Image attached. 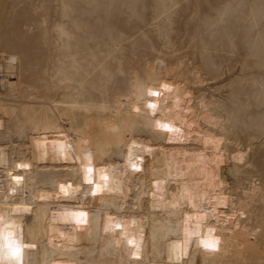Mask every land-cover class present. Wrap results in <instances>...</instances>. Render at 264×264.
Here are the masks:
<instances>
[{"label":"bare ground","instance_id":"6f19581e","mask_svg":"<svg viewBox=\"0 0 264 264\" xmlns=\"http://www.w3.org/2000/svg\"><path fill=\"white\" fill-rule=\"evenodd\" d=\"M16 61L13 54H0V90L8 95L0 104V131L4 120L13 117L23 132L22 119L33 111L27 106L32 99L21 100L16 111L11 104ZM70 63L77 66L73 58ZM61 69L67 75L70 67ZM149 77L148 98L134 84L112 104L80 103L67 93L64 99L37 101L46 125L29 134L28 155L13 160L0 144V264H82L83 248L93 235L105 263L112 264H194L230 246L257 247L241 223L244 206L225 191L218 118L181 78L152 68ZM71 106L92 113L76 125L66 112ZM146 107L150 128L162 134L161 142L132 132ZM104 143L123 144L122 160L109 158ZM234 157L241 158L242 152ZM38 167L73 170L75 179L31 188ZM130 169L151 179L146 191L132 196L131 205L129 192L136 184ZM256 190L253 185L251 193H244L251 196ZM88 193H96L102 206L98 215L88 208Z\"/></svg>","mask_w":264,"mask_h":264},{"label":"rangeland","instance_id":"374dc122","mask_svg":"<svg viewBox=\"0 0 264 264\" xmlns=\"http://www.w3.org/2000/svg\"><path fill=\"white\" fill-rule=\"evenodd\" d=\"M0 54L17 58V91L9 96L15 111L21 100L35 101L27 105L35 113L22 119L23 132L13 117L4 120L0 144L13 160L28 155L29 134L46 125L45 110L37 101L64 99L67 93L80 103L112 104L134 84L148 98L149 68L181 78L219 120L225 191L244 206L241 223L257 245L253 251L245 244L230 246L194 264H264V0H0ZM72 58L76 67L70 65ZM64 66L70 67L67 75ZM6 97L0 90V104ZM66 112L76 125L92 113L75 106ZM149 115V107L141 110L132 132L161 142L162 134L150 128ZM104 144L109 158L122 160L123 144ZM238 151L241 158L234 157ZM129 172L136 184L129 192L131 205L132 196L146 191L151 179ZM74 179L73 170L38 167L31 188ZM253 185L256 193L245 194ZM87 195L88 208L98 215L102 206L96 193ZM99 251L93 235L83 248L82 264H112Z\"/></svg>","mask_w":264,"mask_h":264}]
</instances>
